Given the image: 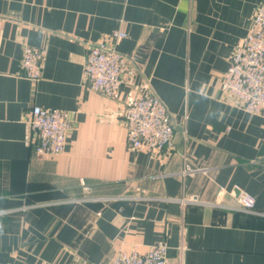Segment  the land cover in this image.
Returning a JSON list of instances; mask_svg holds the SVG:
<instances>
[{"label":"crops","instance_id":"0c3cea01","mask_svg":"<svg viewBox=\"0 0 264 264\" xmlns=\"http://www.w3.org/2000/svg\"><path fill=\"white\" fill-rule=\"evenodd\" d=\"M258 1L0 0V264L110 262L162 240L169 264H264V113L220 89ZM115 31L116 49L145 55L107 95L84 69ZM25 44L47 50L37 80ZM147 84L172 113L173 149L129 147L124 112ZM35 105L70 112L63 152L35 153ZM240 190L261 213L236 208Z\"/></svg>","mask_w":264,"mask_h":264},{"label":"built area","instance_id":"2783aa9c","mask_svg":"<svg viewBox=\"0 0 264 264\" xmlns=\"http://www.w3.org/2000/svg\"><path fill=\"white\" fill-rule=\"evenodd\" d=\"M124 31H115L107 40L91 45L85 62V76L92 90L113 95L123 81L128 60L139 62L144 49L138 48L126 55L116 49L115 42L126 37ZM114 42V43H113ZM47 50L25 44L21 67L25 76L41 78ZM220 89L230 95L245 111L264 113V0H259L252 18L251 28L236 44L226 71L220 80ZM127 141L133 150L146 147L151 151L175 148V122L166 103L147 84L141 95L132 99L124 112ZM30 143L39 155L59 154L66 148L72 129L70 112L56 107L35 105L27 116ZM189 164L185 171L197 170ZM85 189L89 187L83 183ZM236 208L261 213L257 200L251 193L240 190ZM4 210H0L2 214ZM168 244L165 240L153 243L146 253L138 250L118 252L110 262L92 263L78 260L76 264H169Z\"/></svg>","mask_w":264,"mask_h":264}]
</instances>
